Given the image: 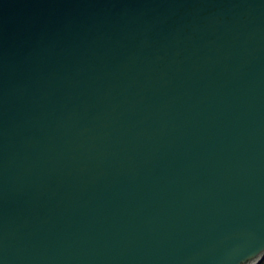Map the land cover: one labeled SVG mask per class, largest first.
Instances as JSON below:
<instances>
[{
    "label": "water",
    "instance_id": "obj_1",
    "mask_svg": "<svg viewBox=\"0 0 264 264\" xmlns=\"http://www.w3.org/2000/svg\"><path fill=\"white\" fill-rule=\"evenodd\" d=\"M264 0H0V264H261Z\"/></svg>",
    "mask_w": 264,
    "mask_h": 264
},
{
    "label": "trees",
    "instance_id": "obj_2",
    "mask_svg": "<svg viewBox=\"0 0 264 264\" xmlns=\"http://www.w3.org/2000/svg\"><path fill=\"white\" fill-rule=\"evenodd\" d=\"M261 264H264V260L262 261V263Z\"/></svg>",
    "mask_w": 264,
    "mask_h": 264
}]
</instances>
